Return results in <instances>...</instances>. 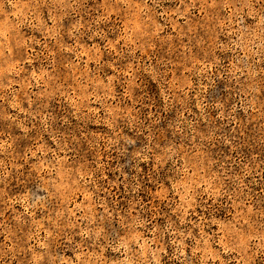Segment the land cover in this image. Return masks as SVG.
Listing matches in <instances>:
<instances>
[{"label":"rangeland","instance_id":"rangeland-1","mask_svg":"<svg viewBox=\"0 0 264 264\" xmlns=\"http://www.w3.org/2000/svg\"><path fill=\"white\" fill-rule=\"evenodd\" d=\"M0 264H264V0H0Z\"/></svg>","mask_w":264,"mask_h":264}]
</instances>
